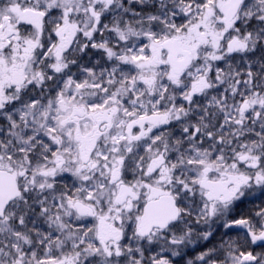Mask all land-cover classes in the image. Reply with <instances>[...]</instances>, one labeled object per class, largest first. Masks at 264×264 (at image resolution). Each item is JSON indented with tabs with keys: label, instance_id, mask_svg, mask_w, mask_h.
I'll return each instance as SVG.
<instances>
[{
	"label": "snow or ice",
	"instance_id": "obj_1",
	"mask_svg": "<svg viewBox=\"0 0 264 264\" xmlns=\"http://www.w3.org/2000/svg\"><path fill=\"white\" fill-rule=\"evenodd\" d=\"M0 264H264V0H0Z\"/></svg>",
	"mask_w": 264,
	"mask_h": 264
}]
</instances>
